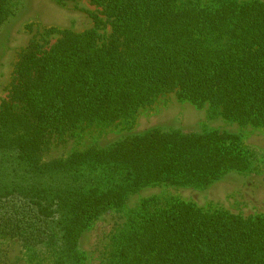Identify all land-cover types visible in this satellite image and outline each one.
<instances>
[{"label":"trees","instance_id":"obj_1","mask_svg":"<svg viewBox=\"0 0 264 264\" xmlns=\"http://www.w3.org/2000/svg\"><path fill=\"white\" fill-rule=\"evenodd\" d=\"M89 2L110 32L99 33L94 14L82 31L44 27L18 53L0 103V240L44 245L54 264H84L83 233L138 189L206 187L251 171L253 153L236 132L165 125L45 160L50 140L129 118L168 92L264 126V0ZM23 6L0 0V28ZM157 201L131 211L109 264H264V214Z\"/></svg>","mask_w":264,"mask_h":264},{"label":"rangeland","instance_id":"obj_2","mask_svg":"<svg viewBox=\"0 0 264 264\" xmlns=\"http://www.w3.org/2000/svg\"><path fill=\"white\" fill-rule=\"evenodd\" d=\"M92 14L101 20L98 31L106 36L110 32L106 17L89 0H24L20 13L0 28V103L8 93L18 53L31 39H39L44 27L49 26L74 31L94 27ZM55 37L48 38L53 41ZM164 125L183 131L218 129L240 134L253 153L252 170L230 171L206 187L161 184L138 189L121 207L108 209L83 233L79 249L84 264H109L114 236L126 227L131 211L146 198L156 197L160 207L170 198H179L204 210L224 209L244 216L264 214V126H241L218 113L213 114L208 103L199 107L179 99L175 92L158 95L129 118L106 124L83 123L64 141L50 140L41 155L45 160L62 158L92 145H105L128 133ZM0 260L2 264H54L50 248L25 247L11 239L0 240Z\"/></svg>","mask_w":264,"mask_h":264}]
</instances>
